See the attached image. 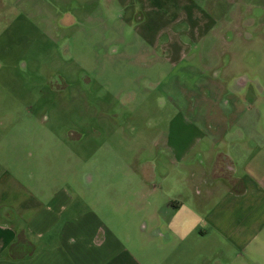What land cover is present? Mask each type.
Returning a JSON list of instances; mask_svg holds the SVG:
<instances>
[{"label": "rangeland", "instance_id": "1", "mask_svg": "<svg viewBox=\"0 0 264 264\" xmlns=\"http://www.w3.org/2000/svg\"><path fill=\"white\" fill-rule=\"evenodd\" d=\"M144 3L0 0V160L24 198L76 186L74 211L107 215L101 184L140 189L133 172H161L182 123L214 136L227 173L231 133L264 136V0ZM196 10L206 29L190 38ZM124 200L134 213L135 195Z\"/></svg>", "mask_w": 264, "mask_h": 264}, {"label": "crops", "instance_id": "2", "mask_svg": "<svg viewBox=\"0 0 264 264\" xmlns=\"http://www.w3.org/2000/svg\"><path fill=\"white\" fill-rule=\"evenodd\" d=\"M143 2L146 12L152 10L149 0ZM196 11L194 21L184 17L173 24L190 22V38L206 29ZM169 40L164 49L174 52ZM176 44L181 51L184 43ZM198 126L182 123L178 134L166 137L161 172H133L142 176L140 189L106 179L99 188L100 201L108 200L109 214L103 216L74 211L84 197L76 186L58 188L46 199L24 198L0 160V264H157L155 256H163V264H188L195 256L204 264H247L251 256L263 264L264 136L231 133L227 173L224 163L217 170L212 161L223 159L214 136ZM207 159L211 163L205 167ZM131 195L139 205L125 214L124 199L132 205ZM147 202L148 214L140 217Z\"/></svg>", "mask_w": 264, "mask_h": 264}]
</instances>
